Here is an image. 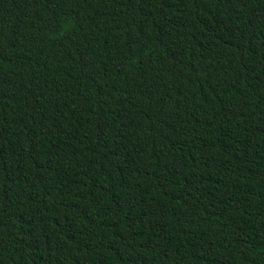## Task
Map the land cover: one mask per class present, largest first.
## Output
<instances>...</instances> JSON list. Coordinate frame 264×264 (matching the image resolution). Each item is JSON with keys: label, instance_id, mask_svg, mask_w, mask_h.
Wrapping results in <instances>:
<instances>
[{"label": "trees", "instance_id": "1", "mask_svg": "<svg viewBox=\"0 0 264 264\" xmlns=\"http://www.w3.org/2000/svg\"><path fill=\"white\" fill-rule=\"evenodd\" d=\"M0 264H264V0H0Z\"/></svg>", "mask_w": 264, "mask_h": 264}]
</instances>
